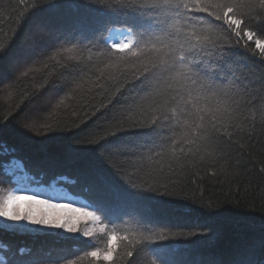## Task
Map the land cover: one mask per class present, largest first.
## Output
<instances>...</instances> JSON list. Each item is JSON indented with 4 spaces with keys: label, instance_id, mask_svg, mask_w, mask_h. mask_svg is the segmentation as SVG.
I'll list each match as a JSON object with an SVG mask.
<instances>
[{
    "label": "snow or ice",
    "instance_id": "1",
    "mask_svg": "<svg viewBox=\"0 0 264 264\" xmlns=\"http://www.w3.org/2000/svg\"><path fill=\"white\" fill-rule=\"evenodd\" d=\"M62 7L76 10L70 23L41 24L38 29L44 48L59 46L56 56L50 57L59 71L49 73L36 95L48 90L58 94L71 84L67 97L82 87L85 75L94 77L91 83L101 92L94 117L115 120L124 113L128 115L123 119L135 117L128 128L111 133L117 137L131 131L136 137L118 153L130 157L160 156L169 142L173 154L178 147L184 153L187 146L194 155L226 135L231 137L229 129L236 127L233 105L239 107L242 93L253 94L244 59L245 53L253 57L257 53L248 41H254L257 58L264 64V40L257 38L264 36V0H50L47 4L37 0L24 17L38 9ZM10 47L11 42L0 43V60L8 59L10 71L42 54L29 43L19 53H11ZM54 98L48 96L45 103ZM32 126L24 125L29 131ZM48 131L61 129L48 126ZM5 136L19 138L52 170L73 169L72 182L79 181L90 203L17 191L0 197V231L34 238L73 234L88 246L70 259L43 247L0 243V264H133L140 252L151 258V264H196L181 258L180 251L217 234L214 216L200 225L206 232L157 234L158 222L146 207L155 196L147 193H171L138 182L123 166L113 167L103 155H93L79 139L69 143L63 136L44 135L36 140L4 121H0V156L10 160L3 165L0 183L5 178L10 183L36 179L17 174L16 169L23 172L25 165ZM106 141L104 137L89 143L99 147ZM55 179L67 176L58 174ZM242 225L258 233L257 239L228 262L212 259L200 264H264V220L257 224L244 218ZM180 240L185 243H175Z\"/></svg>",
    "mask_w": 264,
    "mask_h": 264
},
{
    "label": "trees",
    "instance_id": "2",
    "mask_svg": "<svg viewBox=\"0 0 264 264\" xmlns=\"http://www.w3.org/2000/svg\"><path fill=\"white\" fill-rule=\"evenodd\" d=\"M34 2L37 0H24L23 4L20 0H0V43L11 42V53H19L26 43L42 52L35 61L22 63L16 71L8 70L7 58L0 60V69H4L0 73V121L36 140L43 139L44 135L63 136L69 143L79 139L92 149L93 155H103L113 167L123 166L125 172L138 182L147 181L150 185L160 187L161 192L171 193L163 196L147 193L155 196L146 207L151 212V218L158 222L159 226L154 228L157 234L163 231L169 235L177 233L187 236L191 232H206L200 225L207 222L209 216H214L216 236L208 242H198L182 249L180 256L185 260L196 264L212 259L228 262L256 240L258 233L242 225L244 218H250L257 224L264 220V64L257 58L260 53L254 41L248 43L257 56L245 53L244 59L251 81L249 88L253 94L242 93L239 107L233 105L236 109V127L229 129L231 137L226 135L223 140L202 147L194 155L187 152V146L184 153L178 147L173 154L169 142L162 155L145 153L141 159L118 154L136 139L131 131L117 137L111 135L117 128H128L134 116L126 120L122 116L128 114L124 113L117 115L115 120H106L92 115L101 101L100 90L91 83L94 77L85 75L82 87L67 97L65 94L73 87L71 84L58 94L51 90L35 94L46 82L50 72L54 74L59 71L56 60L50 59L56 56L59 46L44 48L43 42L38 39V29L41 24H68L76 10L67 7L38 9L25 18L24 14L32 9ZM39 2L47 4L50 0ZM34 37H37L36 42H33ZM257 38L264 40V36ZM244 40L240 41L241 44ZM45 63L48 68L44 67ZM50 95L55 98L45 103ZM61 99L64 100L63 104H59ZM25 124L33 125L30 131L24 127ZM48 126L61 131L49 132ZM104 137H107V141L99 147L89 143L103 141ZM3 140L9 147L17 148L16 156L22 158L25 165L23 172L16 169L17 174L21 177L35 176L36 179L13 180L10 183L5 178V182L0 183V197L6 196L9 191H17L37 193L41 197L74 199L78 204L90 203L79 181L72 182L76 179L73 169L58 167L52 170L41 163V154L19 138L5 136ZM9 160V156H0V176H3V165ZM58 174H66L67 179H55ZM0 243L28 245L33 249L43 247L46 251L52 250L53 255L63 254L70 259L82 255L88 247L80 239L64 234L61 237L34 238L4 231H0ZM94 243L102 246L101 241ZM175 243L184 244L185 241ZM133 264H151V258L140 252Z\"/></svg>",
    "mask_w": 264,
    "mask_h": 264
},
{
    "label": "rangeland",
    "instance_id": "3",
    "mask_svg": "<svg viewBox=\"0 0 264 264\" xmlns=\"http://www.w3.org/2000/svg\"><path fill=\"white\" fill-rule=\"evenodd\" d=\"M89 227H92L91 225H89ZM59 231V230H58ZM63 234V233H62ZM66 236H73V234H64Z\"/></svg>",
    "mask_w": 264,
    "mask_h": 264
}]
</instances>
